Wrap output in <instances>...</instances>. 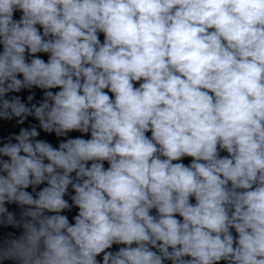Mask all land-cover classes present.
<instances>
[{
  "label": "clouds",
  "instance_id": "obj_1",
  "mask_svg": "<svg viewBox=\"0 0 264 264\" xmlns=\"http://www.w3.org/2000/svg\"><path fill=\"white\" fill-rule=\"evenodd\" d=\"M0 264H264V0H0Z\"/></svg>",
  "mask_w": 264,
  "mask_h": 264
}]
</instances>
